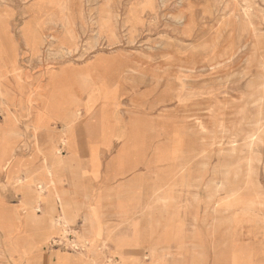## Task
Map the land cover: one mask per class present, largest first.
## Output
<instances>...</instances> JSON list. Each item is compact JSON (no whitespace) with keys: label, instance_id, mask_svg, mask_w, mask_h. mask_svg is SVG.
Returning <instances> with one entry per match:
<instances>
[{"label":"rangeland","instance_id":"obj_1","mask_svg":"<svg viewBox=\"0 0 264 264\" xmlns=\"http://www.w3.org/2000/svg\"><path fill=\"white\" fill-rule=\"evenodd\" d=\"M0 35V264H264V0H0Z\"/></svg>","mask_w":264,"mask_h":264},{"label":"crops","instance_id":"obj_2","mask_svg":"<svg viewBox=\"0 0 264 264\" xmlns=\"http://www.w3.org/2000/svg\"><path fill=\"white\" fill-rule=\"evenodd\" d=\"M89 93V92H88ZM94 94H96V93H94ZM88 103H89V98H88V101H87ZM94 103V102H93ZM59 111H62V110H59ZM64 113H65V111H62V112H60V115L58 116H56V110H53L52 111V114L50 115V113H48L47 114V116H46V119H44V121L47 123L48 122V120H50L51 118H53V117H55L56 116V119L57 120H60L61 122H62V124H63V127H67V124L66 123H64L63 122V116H64ZM87 113V112H86ZM96 164H97V162L96 161H92V168H96ZM94 169H93V171H94ZM95 172V171H94ZM93 172V173H94ZM27 178V176L25 177V179ZM28 179H29V182H27L28 184L29 183H32L31 182V178L28 176ZM27 187H29V186H27ZM64 205V207L66 208H69L67 205H66V203H64L63 204ZM70 209V208H69ZM64 220H65V222H68L67 221V219L64 217L63 218ZM111 234H112V232H111ZM111 234L110 235H108V237L106 238V237H103V238H105V239H110V236H111ZM93 239V238H92ZM94 241V240H93ZM96 247H97V242H95L94 244H93V251H95L96 250ZM110 251V250H109ZM112 254H114V255H120V252L118 251V250H115V251H113V252H111ZM58 255V254H57ZM56 255V256H57ZM67 255H70V254H67ZM56 256L53 258V259H50V258H48V257H46V256H44V255H42L41 257H40V259L42 260V263L43 264H55L56 263ZM95 257H96V259H98V260H100L99 259V257H97L96 255H95ZM35 259H36V257H35ZM38 259V263H40V259L39 258H37ZM49 259H50V263H49ZM111 259V258H110ZM60 262H61V260H59V264H60ZM79 262L81 263V262H83L82 260H80L79 259ZM42 263H40V264H42ZM13 264V263H12ZM57 264V263H56ZM63 264H66L65 263V261L63 262ZM74 264H79V263H77V262H75Z\"/></svg>","mask_w":264,"mask_h":264},{"label":"bare ground","instance_id":"obj_3","mask_svg":"<svg viewBox=\"0 0 264 264\" xmlns=\"http://www.w3.org/2000/svg\"><path fill=\"white\" fill-rule=\"evenodd\" d=\"M250 10V9H249ZM2 33V32H1ZM1 36V35H0ZM1 40V39H0ZM88 90H89V88H88ZM89 92V91H88ZM89 96H90V92H89ZM72 100V96L71 97H69L68 99H67V101L65 102V99H63L62 97H60V98H55V97H52V99H51V97H50V101H49V106H52V108H56V110L58 109V108H60V109H58V110H61V109H65V110H63V111H69V113H68V115H67V117H66V119L67 120H72L73 118H74V115H73V113L70 111V108H68V105L70 104V101ZM89 103L91 104V102L89 101ZM67 104V105H66ZM63 106H64V108H63ZM69 107H70V105H69Z\"/></svg>","mask_w":264,"mask_h":264}]
</instances>
